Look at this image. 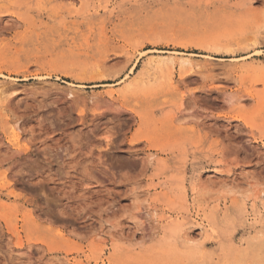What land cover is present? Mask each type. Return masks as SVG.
<instances>
[{
	"label": "rangeland",
	"instance_id": "1",
	"mask_svg": "<svg viewBox=\"0 0 264 264\" xmlns=\"http://www.w3.org/2000/svg\"><path fill=\"white\" fill-rule=\"evenodd\" d=\"M0 264H264V0H0Z\"/></svg>",
	"mask_w": 264,
	"mask_h": 264
},
{
	"label": "bare ground",
	"instance_id": "2",
	"mask_svg": "<svg viewBox=\"0 0 264 264\" xmlns=\"http://www.w3.org/2000/svg\"><path fill=\"white\" fill-rule=\"evenodd\" d=\"M159 63H160V62H159ZM133 67H134V66H132V68L130 69L129 73H132V72H133V69H134ZM2 76H4V75H2ZM1 91H2V90H1ZM13 92H14V91H13ZM71 94H72V93H71ZM260 197H261V196H260ZM260 197H259V198H260Z\"/></svg>",
	"mask_w": 264,
	"mask_h": 264
}]
</instances>
